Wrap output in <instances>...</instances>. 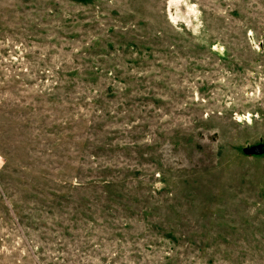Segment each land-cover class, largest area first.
<instances>
[{
  "label": "rangeland",
  "instance_id": "1",
  "mask_svg": "<svg viewBox=\"0 0 264 264\" xmlns=\"http://www.w3.org/2000/svg\"><path fill=\"white\" fill-rule=\"evenodd\" d=\"M259 143L264 0H0V264H264Z\"/></svg>",
  "mask_w": 264,
  "mask_h": 264
},
{
  "label": "trees",
  "instance_id": "2",
  "mask_svg": "<svg viewBox=\"0 0 264 264\" xmlns=\"http://www.w3.org/2000/svg\"><path fill=\"white\" fill-rule=\"evenodd\" d=\"M91 27V26H88ZM123 33L121 36H124ZM110 41L116 42L112 39H107L106 42L101 43L99 48H94L96 44L99 43V40L93 41V39L90 40V42H84V43H91V49L87 48L86 50H81L79 52H82V59L83 63L82 65L86 67L87 69L82 68V72H76L75 74H78L82 76V81L89 84V83H96L97 80H101L105 83L113 84L112 81L121 82L123 83V86H120V89H127L131 90L133 88L127 87L125 83L129 82L131 77H125L127 75V68L123 64V62H120L118 58L120 57V54L117 53V50H123L116 48ZM123 40L120 42H117V45L121 46L126 45ZM107 48V50H106ZM84 56L86 57L84 59ZM114 56V57H113ZM109 58L107 60H103ZM87 59V60H86ZM98 60L102 65H99L97 62ZM90 61H92V65H90ZM73 73V72H72ZM112 80V81H111ZM111 86V85H109ZM137 88V86H135ZM98 89V88H97ZM109 93L117 94V92L110 90ZM119 93V92H118ZM123 94V93H120Z\"/></svg>",
  "mask_w": 264,
  "mask_h": 264
},
{
  "label": "water",
  "instance_id": "3",
  "mask_svg": "<svg viewBox=\"0 0 264 264\" xmlns=\"http://www.w3.org/2000/svg\"><path fill=\"white\" fill-rule=\"evenodd\" d=\"M244 152L248 155H257L264 152V143H259L252 145L250 147H245Z\"/></svg>",
  "mask_w": 264,
  "mask_h": 264
}]
</instances>
